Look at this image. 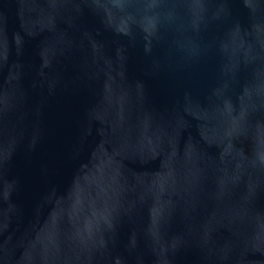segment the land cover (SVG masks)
I'll return each mask as SVG.
<instances>
[{
    "label": "water",
    "instance_id": "obj_1",
    "mask_svg": "<svg viewBox=\"0 0 264 264\" xmlns=\"http://www.w3.org/2000/svg\"><path fill=\"white\" fill-rule=\"evenodd\" d=\"M0 264H264V0H0Z\"/></svg>",
    "mask_w": 264,
    "mask_h": 264
}]
</instances>
